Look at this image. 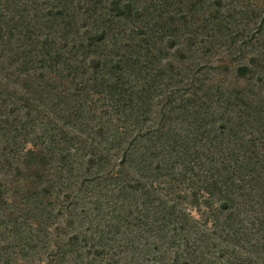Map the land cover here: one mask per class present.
<instances>
[{
	"label": "trees",
	"instance_id": "trees-1",
	"mask_svg": "<svg viewBox=\"0 0 264 264\" xmlns=\"http://www.w3.org/2000/svg\"><path fill=\"white\" fill-rule=\"evenodd\" d=\"M244 2L0 0V264L51 236L38 264H264V0ZM222 53H250L228 83Z\"/></svg>",
	"mask_w": 264,
	"mask_h": 264
},
{
	"label": "rangeland",
	"instance_id": "rangeland-1",
	"mask_svg": "<svg viewBox=\"0 0 264 264\" xmlns=\"http://www.w3.org/2000/svg\"><path fill=\"white\" fill-rule=\"evenodd\" d=\"M255 2H257L258 4H260V0H245L244 5L246 3L248 4H255ZM247 28L249 29V32H253L254 26H253V22L250 20V24L247 26ZM222 50L219 51V53H221ZM249 55L250 53H248L247 55L244 56H232L230 57L229 54L227 53H222L220 55H216L214 57H210L208 58V60H212L210 63L212 64V66H216L218 60H220V56H224L225 58H227L229 60V63H231V68L230 70H227V72L225 73L224 68L216 70L218 71L217 74L213 73V76H215L216 78H224L225 81L231 82V80L234 78L232 77L234 75V71L235 68L238 64L241 63H250L249 61ZM232 78V79H231ZM242 82V84H245L248 82V80L246 78H239ZM51 236V235H50ZM52 240L46 239V244H39L36 245L33 251H31L29 253V255H26L24 257H21L20 259H17L16 264H38L41 260H43V262L51 255V250H53L52 248L54 247L53 244V237L51 236Z\"/></svg>",
	"mask_w": 264,
	"mask_h": 264
}]
</instances>
